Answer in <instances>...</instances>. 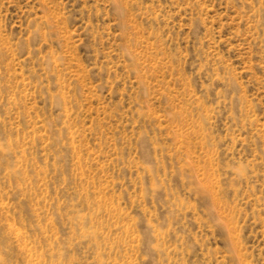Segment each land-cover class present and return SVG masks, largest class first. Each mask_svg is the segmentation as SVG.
<instances>
[{"label":"rangeland","instance_id":"rangeland-1","mask_svg":"<svg viewBox=\"0 0 264 264\" xmlns=\"http://www.w3.org/2000/svg\"><path fill=\"white\" fill-rule=\"evenodd\" d=\"M0 264H264V0H0Z\"/></svg>","mask_w":264,"mask_h":264}]
</instances>
